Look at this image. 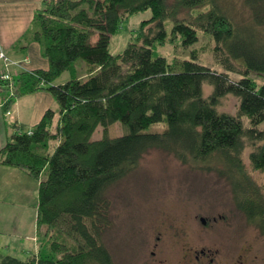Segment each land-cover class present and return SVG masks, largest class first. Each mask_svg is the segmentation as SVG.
Returning <instances> with one entry per match:
<instances>
[{"label": "trees", "instance_id": "1", "mask_svg": "<svg viewBox=\"0 0 264 264\" xmlns=\"http://www.w3.org/2000/svg\"><path fill=\"white\" fill-rule=\"evenodd\" d=\"M145 11L151 18L113 55L124 20ZM201 36L212 41L218 69L195 50L172 61L155 56L156 47L181 41L187 49ZM31 41L49 70L22 72L13 90L4 87L5 109L39 91L58 109L31 129L16 126L0 150V164L39 182L38 252L1 256L0 264H115L105 244L108 191L156 150L215 172L264 235V187L252 176L264 174V84L251 77L264 76V0H42L20 46ZM79 60L88 66L84 76ZM66 73L70 80L57 84ZM230 97L234 113L223 110Z\"/></svg>", "mask_w": 264, "mask_h": 264}, {"label": "rangeland", "instance_id": "2", "mask_svg": "<svg viewBox=\"0 0 264 264\" xmlns=\"http://www.w3.org/2000/svg\"><path fill=\"white\" fill-rule=\"evenodd\" d=\"M238 8H242L241 3ZM151 16V11H145L125 19L120 32L112 38L110 52L122 53ZM167 30L171 31L170 23ZM211 43L201 36L198 43L183 49L178 41L156 47L155 56L172 61L189 57L195 50L199 62L218 69L210 51ZM77 68L80 76L87 74L86 61L79 60ZM251 77L264 84V76ZM69 80L66 73L58 83ZM205 93L209 94L210 89L206 88ZM224 104L223 110L234 113L237 100L230 97ZM260 128L264 130V124ZM101 135L102 129L94 138ZM121 135L123 131L118 133ZM245 161L251 171L247 158ZM252 176L264 187L263 173L253 172ZM108 197L112 225L105 234V244L115 264H264V235L236 209L228 183L215 172L193 169L156 150L145 155L129 176L113 185ZM201 219H205L206 225ZM9 227L13 232L0 235V257L9 254L23 259L20 245L26 244V234L16 232L13 223ZM8 247L12 251L7 252ZM202 251L208 252V256L200 262L195 257Z\"/></svg>", "mask_w": 264, "mask_h": 264}, {"label": "crops", "instance_id": "3", "mask_svg": "<svg viewBox=\"0 0 264 264\" xmlns=\"http://www.w3.org/2000/svg\"><path fill=\"white\" fill-rule=\"evenodd\" d=\"M41 6L42 0H0V53L14 63L7 67L6 61L0 60V75L9 72L17 79L22 72L49 70L50 65L42 55L40 43L31 41L26 49L20 46L30 34L35 14ZM57 84L60 83L57 81ZM7 95L4 91L0 92V150L15 134L16 126L31 129L40 123L48 110L58 109L50 93L39 91L15 99L7 111L4 106ZM38 188L39 182L23 171L0 164V235L13 232L10 223L15 224L16 232L26 234V244L20 245L24 256L21 260L38 252ZM32 208H35L34 211ZM31 213L33 222L29 223ZM15 248L19 247L16 245ZM9 251H12L11 247L7 248Z\"/></svg>", "mask_w": 264, "mask_h": 264}, {"label": "built area", "instance_id": "4", "mask_svg": "<svg viewBox=\"0 0 264 264\" xmlns=\"http://www.w3.org/2000/svg\"><path fill=\"white\" fill-rule=\"evenodd\" d=\"M0 60H5L7 67L13 65L14 63L11 62L4 53H0ZM15 78L6 72L0 75V92H2L3 88H9L10 90L14 89Z\"/></svg>", "mask_w": 264, "mask_h": 264}, {"label": "flooded vegetation", "instance_id": "5", "mask_svg": "<svg viewBox=\"0 0 264 264\" xmlns=\"http://www.w3.org/2000/svg\"><path fill=\"white\" fill-rule=\"evenodd\" d=\"M207 256H208V252L202 251L199 255H197L195 257V259L197 261H200L201 262V261L205 260L207 258ZM210 262H212V260Z\"/></svg>", "mask_w": 264, "mask_h": 264}, {"label": "water", "instance_id": "6", "mask_svg": "<svg viewBox=\"0 0 264 264\" xmlns=\"http://www.w3.org/2000/svg\"><path fill=\"white\" fill-rule=\"evenodd\" d=\"M201 221H202V223H203L204 225H206V221H205V219H201Z\"/></svg>", "mask_w": 264, "mask_h": 264}]
</instances>
